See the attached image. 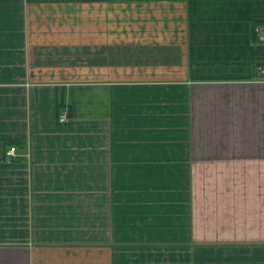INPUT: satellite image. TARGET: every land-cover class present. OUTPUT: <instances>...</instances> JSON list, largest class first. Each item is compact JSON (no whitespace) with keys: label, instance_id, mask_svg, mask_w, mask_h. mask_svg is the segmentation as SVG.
<instances>
[{"label":"crops","instance_id":"1","mask_svg":"<svg viewBox=\"0 0 264 264\" xmlns=\"http://www.w3.org/2000/svg\"><path fill=\"white\" fill-rule=\"evenodd\" d=\"M258 20L264 0H0V264H264Z\"/></svg>","mask_w":264,"mask_h":264},{"label":"built area","instance_id":"2","mask_svg":"<svg viewBox=\"0 0 264 264\" xmlns=\"http://www.w3.org/2000/svg\"><path fill=\"white\" fill-rule=\"evenodd\" d=\"M258 29L259 28H257L256 30H258ZM58 121L59 122L67 121V112L66 111H63L61 114H59ZM14 151H15V147L14 146H10V148L6 151V155L7 156L14 155Z\"/></svg>","mask_w":264,"mask_h":264},{"label":"trees","instance_id":"3","mask_svg":"<svg viewBox=\"0 0 264 264\" xmlns=\"http://www.w3.org/2000/svg\"><path fill=\"white\" fill-rule=\"evenodd\" d=\"M258 22H264L263 20H258V21H256V23H258Z\"/></svg>","mask_w":264,"mask_h":264},{"label":"rangeland","instance_id":"4","mask_svg":"<svg viewBox=\"0 0 264 264\" xmlns=\"http://www.w3.org/2000/svg\"><path fill=\"white\" fill-rule=\"evenodd\" d=\"M258 31H260V27H259Z\"/></svg>","mask_w":264,"mask_h":264}]
</instances>
